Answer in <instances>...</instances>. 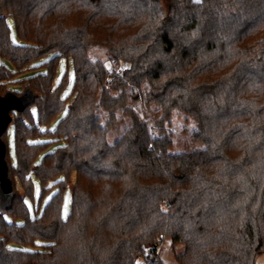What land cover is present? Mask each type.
Masks as SVG:
<instances>
[{
  "label": "trees",
  "instance_id": "16d2710c",
  "mask_svg": "<svg viewBox=\"0 0 264 264\" xmlns=\"http://www.w3.org/2000/svg\"><path fill=\"white\" fill-rule=\"evenodd\" d=\"M50 16L55 22L47 24ZM96 45L127 68L115 74L91 61ZM61 61L75 75L68 99L66 78L55 86ZM12 62L32 64L26 74L43 70L18 77ZM8 76L27 81L14 94L33 102L11 113L15 163L8 130L2 137L12 204L0 199V264H140L159 239L182 247L178 264H257L264 253V0H0V83ZM129 103L158 114L148 123ZM119 112L130 126L111 144ZM178 112L195 122L189 139L200 149L171 151L167 126ZM42 137L62 145L36 165L49 145ZM36 183L43 196L57 191L41 215L30 216L24 200ZM144 264L164 263L159 256Z\"/></svg>",
  "mask_w": 264,
  "mask_h": 264
},
{
  "label": "rangeland",
  "instance_id": "374dc122",
  "mask_svg": "<svg viewBox=\"0 0 264 264\" xmlns=\"http://www.w3.org/2000/svg\"><path fill=\"white\" fill-rule=\"evenodd\" d=\"M55 17L50 16V18L48 17V19L46 20L47 24H52L53 22H55ZM12 38L14 40H17V35L16 32L12 29ZM87 56L88 58L93 61V62H100L104 67H106L107 69H109V71L112 73L114 72L115 74H117L118 72H121V65L123 64H118L115 65V61H113L108 53V50L105 47L96 45L93 46L92 48H90L87 52ZM2 63L5 64L6 66H10L9 62L2 60ZM44 63L38 61L36 63H34L33 66L35 67H41L43 66ZM13 67L15 68V66L20 69L17 72V76L22 77L23 75L26 74L27 71L32 70V64H27L26 68H22V66H20L19 64L16 65L15 62H12ZM43 70V69H42ZM39 69L33 70L28 72L24 77L28 78L30 76H33L34 74H36L39 71H42ZM114 75V74H113ZM23 77V78H24ZM114 76L110 77L108 79V82L111 78H113ZM64 78H66V82L65 85L62 89V96L64 97V99H68L71 94L73 93V89H74V82H75V75H74V71L72 70L71 66L69 71H67L65 64L63 63V61H61L57 67V75H56V80H55V86H58L63 80ZM16 77L13 78L12 76H8L6 80H4L3 82L0 83V95L4 96L7 93H15L14 90L16 88H18L19 85H21L22 89L23 88H27V81H23L22 83H18L15 82ZM110 84H107V87ZM143 88H148L147 84H143L142 85ZM29 87H33V85L29 86ZM131 89V88H130ZM137 89V87L132 88L130 91H135ZM18 95H20V93H16ZM97 96H99V93L97 94ZM129 105L135 110L137 111V113L140 116V119L143 121H146L148 123H152L153 119L155 118V116L158 114V111L152 110L151 112H149L148 115H146L143 111L140 105L138 104H134V103H129ZM66 111L63 110L58 116L57 118L54 119V117L52 119H54V121H52L51 125H50V130L52 131V129H54L56 127V125L59 123V121L65 116ZM99 116L101 117L100 121L103 123L105 121V119L107 118L106 113L100 112ZM118 118L121 120L116 127L112 128L109 130V132L107 133V138L109 143L114 144L117 140L120 139V137L123 135V133L129 128L130 126V119L126 116H124L122 113H118ZM51 119V120H52ZM196 129V124L194 121H192L191 119H189L186 115L182 114V113H176L171 121V124L167 126V130L173 133V141H174V146L172 148V152L173 153H182L185 151H189L192 149H200L201 146L199 144H192L190 142V134ZM42 131V130H41ZM45 132V131H42ZM15 135V128L13 125H11L6 133V138L9 142V158L11 163H15L17 161V155H16V148H15V144L13 143V137ZM40 143L42 144H48L49 145L46 147L45 150H43L40 153V157L38 158V160L36 161V165H38L42 159L44 158V156L48 153H51L52 151H54L56 148H59L62 145L61 141L58 140H54V139H48L47 137H42L38 140ZM75 175H74V179H73V183H75ZM57 191L56 188L53 189V191L45 194L43 196L42 194V189L40 184L36 183V188L32 194V198L27 197L24 200V203L27 207V210L29 212L30 216H35L36 213H38V215H41L47 204L51 201L53 194ZM63 199H62V207L64 210L68 211L70 208V197H71V191L70 189H66L65 191H63L62 193ZM66 198H67V207H66ZM34 205L36 206V210L34 209ZM6 220L10 221V216L6 215ZM18 223H21V219H17ZM182 247L181 246H176L174 247L172 245V242L170 240H166L164 242V247L160 253L161 256V261H163L164 264H178L177 261V256L182 252ZM138 262L140 264H144L145 263V259L142 257L138 260ZM257 264H264V253L262 255H260L257 260H256Z\"/></svg>",
  "mask_w": 264,
  "mask_h": 264
},
{
  "label": "water",
  "instance_id": "95a60500",
  "mask_svg": "<svg viewBox=\"0 0 264 264\" xmlns=\"http://www.w3.org/2000/svg\"><path fill=\"white\" fill-rule=\"evenodd\" d=\"M33 102L31 94H25L21 97L14 93H7L4 96L0 95V199L1 204H12V187L8 179V165L6 162L7 148L2 137L8 130L12 117L11 113L14 111H21L28 104Z\"/></svg>",
  "mask_w": 264,
  "mask_h": 264
},
{
  "label": "built area",
  "instance_id": "2783aa9c",
  "mask_svg": "<svg viewBox=\"0 0 264 264\" xmlns=\"http://www.w3.org/2000/svg\"><path fill=\"white\" fill-rule=\"evenodd\" d=\"M117 65V62L114 63ZM127 68V64L121 65V69ZM164 247V241L162 239H159L155 245L149 247L145 252V259L149 262H155L158 257L160 256V253Z\"/></svg>",
  "mask_w": 264,
  "mask_h": 264
},
{
  "label": "snow or ice",
  "instance_id": "6c2138e0",
  "mask_svg": "<svg viewBox=\"0 0 264 264\" xmlns=\"http://www.w3.org/2000/svg\"><path fill=\"white\" fill-rule=\"evenodd\" d=\"M193 2L199 3V2H201V0H193ZM13 42H15V41H13ZM66 207H67V198H66ZM37 243L39 244V242H37Z\"/></svg>",
  "mask_w": 264,
  "mask_h": 264
}]
</instances>
